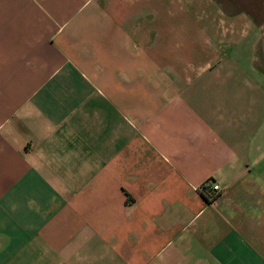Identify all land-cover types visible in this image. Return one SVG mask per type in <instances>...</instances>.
<instances>
[{
  "label": "crops",
  "instance_id": "crops-1",
  "mask_svg": "<svg viewBox=\"0 0 264 264\" xmlns=\"http://www.w3.org/2000/svg\"><path fill=\"white\" fill-rule=\"evenodd\" d=\"M0 264H264V24L0 0Z\"/></svg>",
  "mask_w": 264,
  "mask_h": 264
},
{
  "label": "rangeland",
  "instance_id": "rangeland-1",
  "mask_svg": "<svg viewBox=\"0 0 264 264\" xmlns=\"http://www.w3.org/2000/svg\"><path fill=\"white\" fill-rule=\"evenodd\" d=\"M224 11H245L254 23L264 24V0H217Z\"/></svg>",
  "mask_w": 264,
  "mask_h": 264
},
{
  "label": "built area",
  "instance_id": "built-area-1",
  "mask_svg": "<svg viewBox=\"0 0 264 264\" xmlns=\"http://www.w3.org/2000/svg\"><path fill=\"white\" fill-rule=\"evenodd\" d=\"M202 192L208 195V198H214L219 192L220 188L218 184L211 178L206 179L199 188Z\"/></svg>",
  "mask_w": 264,
  "mask_h": 264
}]
</instances>
